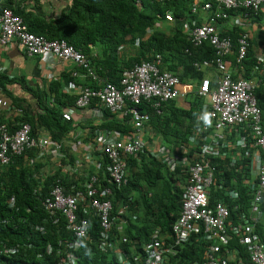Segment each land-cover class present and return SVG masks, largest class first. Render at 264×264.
<instances>
[{"label":"built area","instance_id":"2783aa9c","mask_svg":"<svg viewBox=\"0 0 264 264\" xmlns=\"http://www.w3.org/2000/svg\"><path fill=\"white\" fill-rule=\"evenodd\" d=\"M164 3L170 0H154ZM264 8V0H211L201 6L194 4L190 7V14L197 15L198 11L206 13L204 22L197 24L189 21V43L192 48L207 44L213 58L204 67H211L216 73V79L211 82L207 78L199 81L196 96L206 102L196 116V125L189 138L191 148H198L196 160L189 161L183 155L171 154L163 147L154 148L152 155L165 162L169 172L178 169L184 176L179 181L182 190L179 213L171 224L166 236H159V231L153 230L149 242L143 247L142 264H168L170 259L176 258L185 244L190 240H198L205 244L201 261L189 264H264V242L256 231L260 219V206L264 203V131L261 126V113L254 96V85L245 79L233 78V69L241 68L247 55L248 36L241 32L236 38L233 50L231 40L220 36L216 24L227 18L229 12H239L242 17L257 14ZM171 20L170 13L164 17ZM16 44L26 57H40L44 60L58 59L71 62L81 72L84 79L90 80L95 87L79 86L74 81L68 83L67 89L73 92V108L76 110L91 109L98 114L101 110L111 115L129 117L131 131L126 135L114 134L109 140L102 141L100 154L105 157L107 164L100 177V164L91 161L86 155L92 171L86 175L81 190L65 189L56 181L50 185L46 197L40 201V207L53 219L63 222V229L70 234L72 240L57 242L55 249L50 245L44 248L46 256L54 250V264H78L76 254L81 241L89 239V223L87 217H94L98 225L97 248L100 252L110 250V232L113 224L124 226L128 213L127 205H121L116 218L111 217L112 186L118 190L125 184L127 176V161L142 154L145 146L141 134L149 116L140 113L135 106L146 102L156 115H161V105L169 101L183 99L190 95L191 88L181 83L179 78L163 69L160 54H153L149 60L134 64L119 77L117 83L100 81L91 64L90 58L74 49L65 40H48L29 32L22 20L8 8L0 9V45ZM232 56L233 61L228 58ZM193 67L200 71L202 66L197 63ZM73 72L71 77H77ZM209 122L205 121V116ZM67 114H62V120H68ZM239 156L232 154V143ZM78 141V140H77ZM76 141V142H77ZM32 150L40 158L45 155L57 157L60 145L48 138L38 139L31 135L27 123L9 130L0 125V166H6L12 158L21 156ZM86 151L92 152L93 146L87 145ZM153 151V150H152ZM185 153V150L176 151ZM248 160L247 177L242 176L241 183L248 190V207L245 212L234 209L236 223H229L227 207L217 202L212 206L208 198L213 186L214 166L211 159L228 162L234 168L240 159ZM34 158L29 164L34 163ZM177 175V176H180ZM43 171L34 174L35 181L42 184L45 177ZM109 186L104 185L105 181ZM231 201H238L235 191H226ZM14 200L7 201L12 207ZM116 219V220H115ZM29 228L42 234V225H30ZM263 238L264 233L262 232ZM242 248V252L236 245ZM31 243L2 242L0 240V264H12V260L20 254L23 259L28 250H32ZM36 259L41 254H35ZM118 254V264H130ZM134 262L136 258H132Z\"/></svg>","mask_w":264,"mask_h":264},{"label":"trees","instance_id":"16d2710c","mask_svg":"<svg viewBox=\"0 0 264 264\" xmlns=\"http://www.w3.org/2000/svg\"><path fill=\"white\" fill-rule=\"evenodd\" d=\"M192 0H170L164 3H157L154 0H91L85 6H97L94 8V15L98 21H93L94 33H98V41L103 45H110L114 48L123 44L126 40L133 42L134 39H140L139 51H142L136 58H130L123 64L126 68L149 60L150 57H144L143 52L158 53L162 56V64L166 62V69L173 72L179 66L181 71L176 76L180 81L187 79L199 81L202 77V71L196 70L192 65L198 63L200 66L207 65L213 58V52L207 44L198 48H191L188 41L180 38L181 35L177 29L170 37H165L155 33L147 38L145 29L153 26L159 20H163L164 14L169 11L171 16L177 20L190 19V7ZM76 7V6H75ZM90 12V10H88ZM23 22V21H22ZM28 29V28H27ZM29 32L42 35L48 40H67L66 35H59L55 38L46 36L43 32ZM91 38V33L85 34ZM180 39V42H179ZM96 41V40H95ZM69 45L70 42L66 41ZM236 38H231L233 50L236 47ZM74 48L76 43H71ZM76 49V48H74ZM78 50V49H76ZM83 53L81 50H79ZM164 55L167 56L164 58ZM233 60V57H229ZM246 57L241 67H244ZM90 64L99 67L103 72L102 78L105 82L117 83L119 80L118 64L113 56H107L105 59H90ZM97 73V72H96ZM102 79V80H103ZM88 82V83H86ZM85 85L95 87L94 83L86 79ZM197 89L192 92L191 102L187 110L175 107L174 101H169L161 105V115H156L146 102H141L135 106L140 113L149 116V124L164 141L169 142L170 150L179 151L184 149L185 153L177 152V155L185 156L189 161L196 160L199 152L198 148H191L189 138L192 136L196 125V116L203 108L206 102L196 96ZM257 102V100H256ZM261 113V126L264 131V106L257 103ZM109 118V122L101 125L102 128L117 133L126 134L131 131L129 117L117 119L114 115L105 110H101ZM43 113L46 118L38 119L41 126L50 132V139L58 142L60 138L69 133L72 129L71 122L63 121L58 111L47 109L43 106ZM31 129V135L34 134V125L30 121H24ZM8 128V127H7ZM12 130L11 128H8ZM34 157L32 150L26 151L21 156L12 158L6 166H0V240L9 244L13 243H31L32 250H28L22 259L20 254L12 260V264H54V250L51 255L46 256L44 248L50 245L55 249L58 241L72 240L70 234L63 229V222L53 219L40 207V201L46 197L50 185L56 181L66 190L70 184H74V189H79L76 183L69 181L67 177H60L58 170L47 174L42 184L35 181L34 174L40 168V163L29 164L30 159ZM100 164L98 176L107 164L104 156L96 158ZM214 166L213 186L208 198L209 206L217 202L224 204L229 211V223H236L237 210L245 212L248 207V190L242 185L241 180L247 177L248 160L240 159L235 167L231 168L226 161L211 159ZM91 171V170H90ZM89 174V172H88ZM178 169L169 172L166 167L146 151L135 158H129L127 161V176L125 184L118 190L112 186V195L110 197L112 204L111 217L115 218L118 208L126 204L128 215L125 216L126 225L122 228V238L115 227L111 230V240L120 238L117 247L123 254V257L130 261V264H142L143 247L149 242V237L153 230L159 231V236H166L169 233L171 224L176 219L180 210V200L182 190L179 181L184 180V176L179 175ZM104 185L109 186L105 181ZM81 190V189H80ZM226 191H235L238 194V201H231L226 196ZM13 199L12 207H9L7 201ZM89 223V239L81 241L76 254L79 257L78 264H117L115 258L108 252L102 253L97 248L98 225L94 217H87ZM30 225H42L44 232L42 234L33 232ZM256 231L262 238V232L256 226ZM231 245H236V241H231ZM239 252H242V248ZM205 244L198 240H190L182 248L174 259H170L168 264H189L199 263ZM41 254L40 259H36L35 254ZM132 258L137 261L133 262Z\"/></svg>","mask_w":264,"mask_h":264},{"label":"crops","instance_id":"0c3cea01","mask_svg":"<svg viewBox=\"0 0 264 264\" xmlns=\"http://www.w3.org/2000/svg\"><path fill=\"white\" fill-rule=\"evenodd\" d=\"M89 1L91 0H0V9H10L33 32H43L46 36L53 38L61 34L66 35L68 37L66 41L70 42V45L75 42L76 46L74 48L81 50L90 59H105L108 55L113 56L118 64L120 77L124 71L130 68H126L123 64L128 59L136 58L142 54V51H139L141 40L134 39L133 42L126 40L116 48L100 43L98 33L96 32V35L93 32V21H98V17H96L98 13H95L96 16L93 13L94 8L97 6H91V8L85 6ZM192 1V4L201 6L211 0ZM167 13L170 12L167 11L164 17ZM206 15V13L198 11L197 15H192L190 19L177 20L171 16L170 21H165L163 18V20H159L153 26L145 29L144 38L155 33L170 37L177 29L181 35L180 38L189 42V21L194 20L197 24H200L205 21ZM215 27L220 36L228 37L230 40L231 38H237L241 32L247 34L246 64H244V67L233 69V78L250 81L254 85V96L257 103L264 106V8L260 9L255 15L248 14L245 17H242L239 12H229L227 18L218 22ZM87 33H91V41L90 37L85 35ZM37 36L45 38L42 35ZM152 55L149 51L143 52L144 57H151ZM166 57L164 55V58ZM228 59L233 61L230 58ZM166 65V62L163 63V69H166ZM202 67L200 71H202L203 77L201 79L207 78L213 82L216 79L215 71L211 67ZM92 68L97 78L105 82V79L102 78L104 72L99 67L95 69L92 66ZM180 71L181 68L178 66L175 71L170 73L177 75ZM73 72L78 74L74 79L71 77ZM71 81L79 86L85 85L86 82L81 72L71 62L58 59L44 60L40 57L28 58L16 44L0 45V125L15 129L25 120L30 121L34 125L33 137L51 140L50 132L37 121L39 118H46L43 113V106L58 111L61 118L62 114H67L69 118L66 122H71L72 129L69 133L63 135L58 142H55L60 145L59 155L53 157L47 154L37 158L38 155L34 154V164L40 163L39 170L41 169L45 175L58 170L60 177H67L69 181L76 183L78 190H80L86 175L90 170L92 171L91 166L88 164L89 159H86L85 156L89 155L91 161L95 162L96 158L101 156L99 148L102 141H107L114 134L119 133L101 127L102 124L110 121L103 112L96 114L90 108L83 110L73 108L74 94L67 89L68 83ZM199 81L189 79L181 81V83L191 88V93L186 98L175 100V107L183 110L189 108L192 92L197 89ZM114 117L121 119L118 115H114ZM126 134L120 133V135ZM153 138L156 139L158 144L153 143ZM141 140L145 146L144 151L150 156H153L154 148L157 149L158 147H163L171 154H176V151L165 147L169 142L164 141L147 123L142 131ZM229 140L232 143V154L236 157L239 156V151L234 146V139L229 136ZM161 141L166 145L162 144ZM87 145L93 146L92 152L85 150ZM44 159H47L48 162H45ZM157 160L165 166V162L160 160L159 157H157ZM71 187H74V184L68 186L69 189ZM124 226L113 224V227L120 233V238H122L121 230ZM120 238L114 240L110 238L111 249L106 251L115 258L116 263V256L118 254L123 256L117 247Z\"/></svg>","mask_w":264,"mask_h":264},{"label":"rangeland","instance_id":"374dc122","mask_svg":"<svg viewBox=\"0 0 264 264\" xmlns=\"http://www.w3.org/2000/svg\"><path fill=\"white\" fill-rule=\"evenodd\" d=\"M195 85V83L193 84V86ZM194 88V87H193ZM153 143H157L156 142V139L155 138H153ZM161 143L162 144H165V143H163V141H161ZM158 144V143H157ZM166 145V144H165ZM167 145H168V143H167ZM165 146L167 149H169V147L168 146ZM44 161L45 162H48V160L47 159H44ZM247 211V210H246ZM258 229L261 231V232H263L264 233V203L260 206V219H259V223H258Z\"/></svg>","mask_w":264,"mask_h":264},{"label":"clouds","instance_id":"9594fccd","mask_svg":"<svg viewBox=\"0 0 264 264\" xmlns=\"http://www.w3.org/2000/svg\"><path fill=\"white\" fill-rule=\"evenodd\" d=\"M205 121L209 122V117L207 115L205 116Z\"/></svg>","mask_w":264,"mask_h":264}]
</instances>
